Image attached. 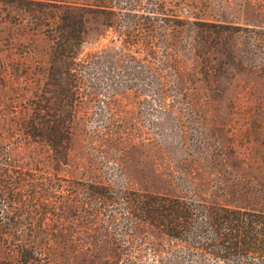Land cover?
Returning a JSON list of instances; mask_svg holds the SVG:
<instances>
[{"label": "rangeland", "instance_id": "1", "mask_svg": "<svg viewBox=\"0 0 264 264\" xmlns=\"http://www.w3.org/2000/svg\"><path fill=\"white\" fill-rule=\"evenodd\" d=\"M102 1L0 0V264H23V246L48 253L32 264H182L196 257L175 241L149 247L145 195L255 191L264 208V0ZM194 16L225 24L214 48ZM80 19L77 55L56 57V28ZM41 106L69 128L56 149L27 134Z\"/></svg>", "mask_w": 264, "mask_h": 264}, {"label": "trees", "instance_id": "2", "mask_svg": "<svg viewBox=\"0 0 264 264\" xmlns=\"http://www.w3.org/2000/svg\"><path fill=\"white\" fill-rule=\"evenodd\" d=\"M28 1H35L33 3L37 5L52 3H71L83 7L88 5L96 10H101L105 6L102 0ZM60 12L56 16L61 21L67 19L66 14ZM200 18L194 16V19H188V24L200 35L198 40L202 39L201 42L206 46L214 48L220 41L219 39L214 41L212 36L214 34L220 36L221 32H225L219 29L225 24L217 20ZM83 21L80 19L56 28L57 37H52L54 53L59 54L55 55L56 57L77 55L81 36L86 32ZM194 49L197 50L195 54L199 58L197 63L209 59L203 57L201 54L203 50L199 51L197 45ZM215 70V66L204 67L200 72L212 75ZM47 108L42 106L35 108V113L27 123V134L43 138L56 149L69 138V128L63 124L64 121L59 114L52 111L53 107ZM252 193L251 203L228 205L216 200L158 192L145 195L146 197L138 202L136 210L139 220L152 226L157 238L161 239L160 242L154 239L149 243L155 256L168 253L169 249L165 244L162 245V242L170 239L175 241V247L173 249L171 247V252L180 249L186 254L184 257L190 255L196 257L184 258L185 262L182 264H264V208L261 205L262 201L255 196V191ZM24 247L21 250L23 264H32L34 260L43 259L42 257L43 262H47L48 253L42 252L39 247L30 246L28 250Z\"/></svg>", "mask_w": 264, "mask_h": 264}]
</instances>
